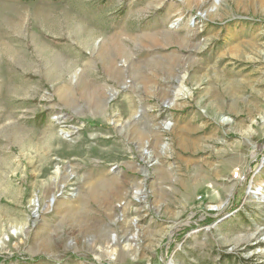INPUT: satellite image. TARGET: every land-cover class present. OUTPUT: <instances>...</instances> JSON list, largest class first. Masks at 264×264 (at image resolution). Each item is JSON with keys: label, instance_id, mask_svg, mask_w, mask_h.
I'll use <instances>...</instances> for the list:
<instances>
[{"label": "rangeland", "instance_id": "obj_1", "mask_svg": "<svg viewBox=\"0 0 264 264\" xmlns=\"http://www.w3.org/2000/svg\"><path fill=\"white\" fill-rule=\"evenodd\" d=\"M0 264H264V0H0Z\"/></svg>", "mask_w": 264, "mask_h": 264}, {"label": "bare ground", "instance_id": "obj_2", "mask_svg": "<svg viewBox=\"0 0 264 264\" xmlns=\"http://www.w3.org/2000/svg\"><path fill=\"white\" fill-rule=\"evenodd\" d=\"M13 11V10H12ZM178 21V20H177ZM146 40H148V41H150V42H152V40L153 39H151L149 36H147L146 38H145ZM61 187H63V186H61ZM262 191V190H261ZM260 195H262L261 193H260ZM261 197V196H260ZM53 205V203H52V201L50 200V202H49V208L51 207Z\"/></svg>", "mask_w": 264, "mask_h": 264}, {"label": "trees", "instance_id": "obj_3", "mask_svg": "<svg viewBox=\"0 0 264 264\" xmlns=\"http://www.w3.org/2000/svg\"><path fill=\"white\" fill-rule=\"evenodd\" d=\"M23 1H35V0H23ZM54 1H58V0H54Z\"/></svg>", "mask_w": 264, "mask_h": 264}, {"label": "built area", "instance_id": "obj_4", "mask_svg": "<svg viewBox=\"0 0 264 264\" xmlns=\"http://www.w3.org/2000/svg\"><path fill=\"white\" fill-rule=\"evenodd\" d=\"M236 175L238 176V173H236Z\"/></svg>", "mask_w": 264, "mask_h": 264}]
</instances>
